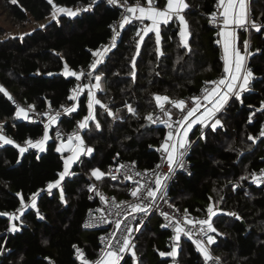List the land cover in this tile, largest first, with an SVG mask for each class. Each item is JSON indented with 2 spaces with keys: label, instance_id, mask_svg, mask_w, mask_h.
I'll use <instances>...</instances> for the list:
<instances>
[{
  "label": "trees",
  "instance_id": "16d2710c",
  "mask_svg": "<svg viewBox=\"0 0 264 264\" xmlns=\"http://www.w3.org/2000/svg\"><path fill=\"white\" fill-rule=\"evenodd\" d=\"M127 3L143 0H124ZM79 2L92 5V11L76 16L62 15L24 36H8L0 24V82L21 102L36 109L47 105L61 107L73 103L70 86L76 77L62 74L65 65L79 72L93 58L94 52L112 36V24L119 19L120 7L105 0H0V18L11 28H24L32 19L42 21L54 10L53 5L75 7ZM185 19L190 38L188 47L181 42L180 27L174 21L163 25L160 44L148 33L136 55L135 33L140 23L134 21L122 30L104 61L97 65L88 81L104 74L105 88L98 93L102 105L95 108V120L84 129V139L93 149L62 180L59 188L48 192L63 172L65 154L57 152L56 129L72 128L74 119L88 114L82 96L74 119L62 118L52 130L45 151L29 150L21 154L12 144L0 146V213L11 214L21 208L34 193L36 209L29 205L15 220L0 215V264H77L75 246H81L94 258L100 249L103 230H86L82 223L94 205L88 189L95 181L117 197H125L127 184L107 176L96 180L94 169L107 173L114 155L137 161L140 167L152 168L159 160L156 147L165 138L164 126H146V117L156 110L154 97L167 96L173 101L198 93L222 75L221 48L207 15L216 0H186ZM163 7L166 0H155ZM255 21L264 23V0H250ZM132 38V44L128 40ZM246 33L242 32V50ZM248 62L252 68L251 88L239 99L231 98L218 119L215 130L208 127L203 136L199 128L190 133L192 143L187 159L191 173H178L168 188L173 205L196 217H205L210 204L219 210L212 217L217 232L210 244L213 254L225 264H264V185L253 183V173L264 168V139L259 136L264 119V37L262 29L250 33ZM135 58V69L132 60ZM116 72L113 73V69ZM135 72L133 77L132 72ZM127 105L135 110L128 111ZM112 113L111 115L109 114ZM0 120H9L15 139L25 142L44 135L45 125L16 118L15 108L0 92ZM99 123V128L95 125ZM253 137L254 139H249ZM247 179H241V177ZM19 194V195H18ZM211 198V199H209ZM42 215L44 219H40ZM170 233L157 215L145 223L136 239L137 264H170ZM163 252L166 255L161 256ZM179 264H205L196 246L183 239L178 250ZM120 264H135L131 255Z\"/></svg>",
  "mask_w": 264,
  "mask_h": 264
},
{
  "label": "snow or ice",
  "instance_id": "6c2138e0",
  "mask_svg": "<svg viewBox=\"0 0 264 264\" xmlns=\"http://www.w3.org/2000/svg\"><path fill=\"white\" fill-rule=\"evenodd\" d=\"M53 0H49V3L51 4ZM110 4H117L118 0H108ZM147 7L141 6L139 3L136 4V6L133 7H127L126 11L128 13H131V16L125 15L122 17V20L120 22V28L123 29V27L126 24L132 23L133 20L140 21L143 23L145 20L150 21L151 23L149 25H145L144 27L140 28L138 31H136L135 35L136 37H139V40L136 41V55H139L140 45L143 43L144 37L148 35V33L152 32L155 34L156 43L157 45L160 44V25L161 24H168L170 20L175 17V19L179 22L181 25L180 29V37L181 42L183 43L184 47L187 48V37L190 35V33L187 31L188 25L185 20L184 15L182 13L185 9L189 7L186 0H166V7L161 10L154 5V0H146ZM54 11H53V18H56L57 13H63L68 16L74 17L78 14V11H72L70 9H65L62 7H57L53 5ZM217 9L221 10L219 13L220 17V25H218L221 30L218 32V35L222 37L223 40V52L224 55L222 59L224 60V75L221 79L218 81H209L206 82L207 84L214 85V87H205L202 90V95L200 97H192L191 99V106H189L185 101L179 100V101H173L167 96H159L156 95L154 97L157 107L160 109V111L168 117L167 120H160L159 117L156 119L153 118V115L149 114L146 119L152 123L160 122L163 123L168 129L169 132L167 134V138L164 141V143L161 146V149H158V151H162L165 153V156H162V161L166 162L168 165V174L165 175H157L152 181V183L155 184V188L151 187H145L144 184H141L139 181L136 182L137 186L131 191V196L136 198L137 201H143L147 200L148 203H140L137 202L134 206L131 208V213H144L148 214L151 206L156 203L157 200V194L160 193V198H163L164 195H166V192H164L163 189V181L167 180L169 178V175L173 171V165L175 164L176 167L183 168V149L186 148V145L189 143L187 140L188 133L193 127L194 124H201L203 127H209L213 130L217 127V125H221V121L217 118H215L216 113L223 107V105L227 102L229 95H234L237 99H239L240 93L245 90L249 83V77L252 75L251 72H247L242 76V69L244 66L245 56L248 54V48L249 44L247 41L243 43L244 48V54L240 52V49L236 46V36H235V28L233 27L232 30H229L231 26L235 27H243L245 25L250 24L251 27L255 28L256 31H260L261 26L257 25L254 21H248L246 18L245 13V0H217ZM87 10V9H85ZM211 22L213 24L217 23V14L213 13L211 17ZM113 31L116 33V35H119V32H117L116 28H113ZM217 43H220L218 40ZM115 46V36L113 37V44L112 47ZM109 51L108 48H104L102 52L98 51L95 53L97 57H99L97 60H95L92 65L90 66L93 71H95L98 64L102 63L103 61V55ZM132 67L135 69V58L132 60ZM64 75L66 76H74L77 80H79L84 74L80 73L79 75L76 72L69 71L67 65H65ZM91 75V73L89 74ZM133 77L135 76V72H132ZM96 83L92 85L88 90V114L84 117L83 121H81L78 125V129H85L88 127V123L90 120H95V114L93 111L94 105H101V107H104L107 110L106 105H102L101 101L99 99H96L95 94L92 91V87L100 89V80L101 76L96 75L94 77ZM79 90H74V92L78 93ZM0 92H3L6 96H8L9 99H12L10 94L7 93L5 89H3L2 86H0ZM70 100H75L76 95H72L69 97ZM165 103L171 104L172 107L177 108L180 110L181 113H183L182 118L177 119L175 121H172V115L171 111L165 109ZM212 105L211 107H208V105ZM31 107V106H30ZM128 111L133 113L135 115V110L131 107V105H127ZM203 108V111L201 109ZM186 110V111H185ZM264 110V109H262ZM76 111V107H69L65 109V112L72 113ZM199 113V115H197ZM111 115L112 113L109 112ZM60 115V113H56L55 116H49V124H53L57 122V117ZM17 117H22L23 119L27 120L29 119L28 112L23 109L19 108L16 112ZM195 117V119H192ZM175 125V127H174ZM97 128H99V123L97 122L95 125ZM48 125H45V133L41 140L33 142L32 140L26 141V144L37 148L39 151L43 152L45 151V142L50 139L47 131ZM0 130H2V125H0ZM201 135L203 136V132L201 131ZM260 136L264 137V129L261 130ZM57 137L59 138V133H57ZM249 139H254L253 137H249ZM73 140H76L79 142L78 147H73ZM0 141H3V143L6 144H14L15 142L11 139H8L4 137L3 135H0ZM84 141L82 137L79 135V132H74L71 136L68 137L67 143L65 144L63 141H61L60 147L56 148L57 152H62L63 150L67 149L69 152H72L73 154L65 159V165L63 172L59 173V179L55 183H50L48 185V191L51 192L53 188H59L60 194H61V200H63V189L60 188V182L64 179V176L69 174V165L74 162L76 159L79 158V155L81 154V151H83V154H91L93 149L91 148H81L80 146H83ZM21 154L26 151L25 148L20 147L19 145H16ZM134 167V166H133ZM161 167V165H157V168ZM127 169L128 166L126 165H119L114 172L118 173L120 169ZM113 170H110L108 173L101 172L99 169H94L92 171V176L95 177L97 180L102 179L105 175L110 176L112 180H115L117 177L114 174ZM264 172V170H262ZM135 175L139 176L140 173L136 172ZM253 175V183L260 184L264 183V176H256L254 173ZM124 177L127 180H132L133 174L131 171H126L124 173ZM241 179H247V177H241ZM90 190L95 191V186H93ZM19 195V194H18ZM39 195V193H34L31 196V208L36 209L37 213L39 215L37 205H36V198ZM98 195H100L98 193ZM101 201L107 202L105 200V197L103 195H100ZM211 199V198H209ZM25 205L23 203V197L21 196V208L18 210L22 214L23 209ZM121 205L117 204L116 208H120ZM178 211V210H177ZM218 211H222L216 208L215 205L210 204L206 209L207 218L200 221H193L188 218L187 210H185V216L183 218V222L187 224H192L195 226V224H199L201 227L197 230L195 235L203 234L204 237L207 239L208 244H212L215 242V238L211 235H208V233L217 232V229L213 226L212 223V217L217 215ZM228 215L235 216L237 219H240L239 216H237L236 213H227ZM0 215H8L10 219H18L17 216L14 214H7V213H0ZM164 218L166 220H171L167 213H164ZM40 219H44L42 215L39 216ZM104 220V222L107 223H114V231L110 234V238L108 242L106 243V246L104 249H101L100 256L97 259V261L93 262V264H120V261L123 260L124 253H130L131 258L133 261H135L136 253L134 251L135 246L131 244V233L133 229L125 225L124 226V232L121 234V239L116 241L117 247H114L111 240L115 238L116 232H119L121 229V225L123 224L122 220H116V221H109L106 218H101ZM128 216H124V220H127ZM133 219L135 217L133 216ZM95 223V222H93ZM181 221H175L173 224L169 225H163L164 227H173L176 235L174 237L175 241H179L180 234L183 233L185 236H187L189 239L193 240V243L196 245L197 250L201 252L204 256L205 260L212 259L208 249L204 246V240L203 239H193V232L191 230L185 231L183 227L180 226ZM206 226V227H205ZM85 227H89V225H85ZM11 231H16L17 228L15 225L12 226L10 229ZM139 230L138 228L136 229ZM104 237H101V241H104ZM78 255L79 258L82 260L83 264H88L87 261L84 260V254L80 252L78 249ZM2 254V253H0ZM176 254V247H173L172 252L168 253L167 255L175 256ZM161 256L166 255L165 253L161 252Z\"/></svg>",
  "mask_w": 264,
  "mask_h": 264
},
{
  "label": "built area",
  "instance_id": "2783aa9c",
  "mask_svg": "<svg viewBox=\"0 0 264 264\" xmlns=\"http://www.w3.org/2000/svg\"><path fill=\"white\" fill-rule=\"evenodd\" d=\"M107 2V4H110L108 2V0H105ZM141 4L143 3V1H135L133 3H127L124 0H118L117 5L120 7V16L119 19L114 22L112 24V36L109 38L108 42L101 45L97 50L102 52V50L104 48H110L111 47V43L113 42V37H116V33L113 31V28H116L117 32H119V25L120 22L122 20V17L126 15V8L129 7L130 4ZM154 5L156 6L155 0H154ZM76 9L79 10V12H90L92 11V5L91 4H86L84 2H79L76 6ZM87 9V10H85ZM221 10L217 9V6L214 7V10L207 15V19H208V23L210 25L211 28H213V30L215 31V33L219 32L221 30V28L218 26L220 25L221 21H220V17H219V13ZM216 13L217 14V23L213 24L211 22V17L212 14ZM248 21H254L257 25L261 26L262 29V35L264 37V23L262 21H255L252 14L249 13L248 15ZM142 26H140L141 28ZM260 29V30H261ZM238 30L241 32H245L247 35V39L250 42V33L252 30H255V28L251 27L250 24L245 25L243 27H238ZM129 44H132V38H130L128 40ZM94 52L93 58L91 59V61L84 67H82L80 69V71L78 72L83 73L84 75L79 79H75L74 83L70 86V91L71 93L74 92V90H77L78 87L83 86L89 79V77L91 75H89L90 73H93L92 68L90 67L92 65V63L97 60L99 57H97L95 55V53H97L98 51ZM248 58L249 56H247L246 61H245V65H244V70L245 72H251L252 74V68L249 65L248 62ZM99 65V64H98ZM113 73L116 72V68L113 69L112 71ZM219 79H221L220 77L215 78L211 81H218ZM0 86L3 87V89H5L7 91L8 94H10V96L12 97V99H9L8 96V100L10 101L11 105L15 108V111L17 112L19 108H23L28 112L29 115V119L25 120L22 117H17L16 118L18 120L21 121H25L28 123H38V124H42V125H50L49 124V116H55L56 113H60V115L57 117V122L62 119V118H67V119H74V115L76 114V111L72 112V113H67L65 112V109L69 108V107H73L74 103H68V104H64L61 107H53L51 105H47L46 107L42 108V109H36L34 108L32 105L30 104H26L21 102L12 92L8 91L6 89V87L3 85V83L0 82ZM205 87H214V85H210L207 84L205 85L203 88H201V90L193 95H189L185 98H183L182 100L185 101L189 106H191V99L192 97H200L202 95V90ZM250 88H251V84H250ZM234 95H231V98H234ZM230 98V99H231ZM228 103V102H227ZM224 105V107L220 110V112L218 113V116L220 115V113L225 109V107L227 106ZM31 106V107H30ZM165 109L170 110L171 111V115H172V121H175L177 119L182 118L183 113L180 112L179 109L172 107L171 104L165 103ZM186 111V110H185ZM153 115V118L156 119L157 117H159L160 120H167L168 117L165 116L160 109L157 107L156 105V110L151 114ZM82 120H78V119H74V123L72 128H70L69 130L64 129V128H60L59 130L55 131L53 134L54 139H56L58 142L63 141L64 143L67 142V139L69 136H71L74 132H79V135L81 137H84V129H78V125ZM155 126H164L166 129V135L165 138L160 142V144L156 147L157 151L158 149H161L162 144L164 143V141L167 138V134L169 132V129L160 122H156L153 123ZM0 125H2V130H0V133L10 137L12 140H15L17 145H19L20 147L25 148L27 146L26 141L25 142H19L15 139V135L14 132H12L11 129L8 128V126L4 125L1 120H0ZM175 127V125H174ZM210 127V125H209ZM208 127H203L201 126L199 128V136L201 135V131L205 132V130ZM264 129V119L261 123V130ZM260 130V132H261ZM57 133H59V138L57 137ZM260 136V133H259ZM261 137V136H260ZM264 139V137H261ZM30 140H35V139H30ZM188 144L186 145V148L181 150L183 151V163H184V167L183 168H179L176 167V165H173V171L172 173L169 175V178L165 181H163V191L166 192V195L163 196V198H160V193L157 194V200L156 203L153 204L149 210L148 214H144V213H131V208L132 206H134L137 202L140 203H148L147 200H143V201H137L136 198L131 196V191L137 186L136 182L139 181L141 184H144L145 187H151V188H155V184L152 183V181H154L155 177L157 175H165L168 174V165L166 162L162 161V156H165L166 154L163 153L162 151H158L159 154V160L158 162L152 167V168H143L140 167L139 164L137 163V161H131V160H125V159H121L119 157V155H114L113 157V163L109 166V169L107 171V173L110 170H114L119 167V165L123 164L128 166L127 169H120V171L118 173L114 174L116 175V179L112 180L110 176H107L111 181H115V182H125L127 184V189H126V196L125 197H117L114 194H111L110 192L104 190L98 183H96L95 181H93L88 189V196L89 199L94 203V205L88 210L82 226L84 229L86 230H103V234L101 235V237H104V241H101V237H100V249L98 251V254L96 257L92 258L90 257L85 249L81 246H75V252H74V258L77 262V264H83L82 260L79 258L78 255V249L80 250V252H82L84 254V260L88 262V264H93V262L97 261V259L100 256V252L101 249H104L106 246V243L108 242L109 238H110V234L113 233L114 231V223H107L104 222V220H102L101 218H106L109 221H116V220H122L123 224L121 225V229L119 232H116L115 234V238L111 240L112 244L114 247H117L116 241L121 239V234L124 232V226L128 225L130 226L133 231L131 233V244H133L134 246H136V239L138 234L140 233L141 229L143 228V226L145 225V223L148 221V219L152 216V215H157L159 217V219L162 222V225H169V224H173L175 223V221H181L180 226L184 228L185 231H189L191 230L193 232V239H203L204 240V246L208 249L212 259L210 260H205L203 254L201 253V255L203 256L204 259V263L205 264H225L218 256H216L215 254H213L211 252L210 249V244L207 243V239L206 237L203 236V234H199V235H195V233L197 232V230L199 229V227H201L199 224H195V226H193L192 224H187L183 222V218L185 216V212L181 211L178 207H176L175 205H173L170 197L168 196V188L170 186V184L172 183V181L175 179L176 175L178 173H185V174H190L191 173V164L187 159L189 150L191 148L192 143L190 142V140L188 139ZM87 155H84L83 157H86ZM157 165H161V167L157 168ZM134 166V167H133ZM263 169L257 171L255 173L256 176H264ZM126 171H131V173L133 174V178L132 180H127L124 177V173ZM140 173L141 175L137 176L134 173ZM258 185H264V183H260ZM93 186H95V191L90 190ZM49 192V191H48ZM50 193V192H49ZM98 193L100 195H103L105 197V200L107 202L101 201L100 199V195H98ZM31 198V197H30ZM28 198L24 205V209L26 207H28L29 205H31V199ZM120 204L121 207L120 208H116V205ZM218 209V208H217ZM178 210V211H177ZM19 212V211H18ZM18 212H14L15 214H18ZM164 213H167L168 216L170 218H172L171 220H166L164 218ZM127 215L128 219L124 220V216ZM188 218L193 220V221H200V220H204L207 218V216L205 217H196V216H191L189 214ZM133 216L135 217V219H133ZM95 222V223H93ZM89 225V227H85V225ZM206 227V226H205ZM139 229L138 231L136 229ZM169 233H170V245L171 248L173 249V247L175 246L177 250H179L182 240H188L190 242L193 243L192 239H189L187 236H185L183 233L180 234V239L179 241H175L174 237L176 235V232L174 230L173 227L169 226V227H165ZM208 235L212 236V232L208 233ZM194 244V243H193ZM195 245V244H194ZM196 246V245H195ZM197 248V247H196ZM135 251V248H134ZM123 257L125 258L126 256L130 255V253H124L122 254ZM123 258V259H124ZM135 261H138V257L137 255L135 256ZM174 264H179V259L177 257L174 258L173 260Z\"/></svg>",
  "mask_w": 264,
  "mask_h": 264
},
{
  "label": "crops",
  "instance_id": "0c3cea01",
  "mask_svg": "<svg viewBox=\"0 0 264 264\" xmlns=\"http://www.w3.org/2000/svg\"><path fill=\"white\" fill-rule=\"evenodd\" d=\"M141 6H144V7H147V3H146V0H143V3H141L140 4ZM55 6H57V7H62V8H65V9H70V10H72V11H77V9H76V7H64V6H58V5H55ZM133 6H136V4H130L129 5V7H133ZM215 6H217V0H216V2H215ZM155 7H157V6H155ZM166 7V3H165V5L163 6V7H157V8H159V9H161V10H163L164 8ZM54 11V10H53ZM78 13H79V11H78ZM245 13H246V18L248 19V15H249V13H251V11H250V0H245ZM53 12L47 17V18H45L44 20H42V21H36V20H31L29 23H28V25H27V27H25V28H22V29H20V30H15V32L16 33H12L11 35L9 34L10 32L8 31V36H24V35H26V34H29V33H31L34 29H36V28H38V27H43L46 23H48V22H50L51 20H56V19H58L60 16H62V15H65V16H68V15H66V14H63V13H57V15H56V18L54 19L53 18ZM185 14H186V9L184 10V12L182 13V15H184V17H185ZM126 15H128V16H131L132 14L131 13H128L127 11H126ZM71 17V16H70ZM186 20V19H185ZM135 20H133L132 22H134ZM170 21H174L177 25H179V27H180V29H181V25L179 24V22L175 19V17H173V19L172 20H170ZM169 21V22H170ZM137 22H139L140 23V26H142V27H144L145 25H149L151 22L150 21H147V20H145L143 23H141L140 21H137ZM126 25H128V24H126ZM125 25V26H126ZM163 25H165V24H161L160 25V30H161V27L163 26ZM124 26V27H125ZM123 27V28H124ZM141 27V28H142ZM235 28V36H236V46L240 49V52L242 53V54H244V50H242L241 48H240V46H239V41H240V37H241V35H242V32L241 31H239L238 30V27H235V26H231L230 28H229V30H232V28ZM120 30H122L121 28H120ZM187 31L189 32V30H188V28H187ZM151 33V32H150ZM244 33V32H243ZM215 35H216V37H217V41L219 40L220 41V43H219V45H220V48H221V56L223 57V55H224V52H223V40H222V37H220L219 35H218V32L217 33H215ZM116 38H117V35H116V37H115V44H116ZM139 38V37H138ZM189 38H190V35L187 37V44H188V42H189ZM139 40V39H138ZM245 41H247L248 42V44H249V48H250V46H251V40H250V42H249V40L247 39V35H246V39H245ZM112 44H113V42L110 44L111 45V47L109 48V51L111 50V48H112ZM248 48V54L245 56V61H246V58H247V56H249V49ZM98 51V50H97ZM108 51V52H109ZM108 52L107 53H105L104 55H103V61H104V59H105V57L107 56V54H108ZM102 61V62H103ZM222 61H223V73H222V75L220 76V78H222L224 75H226L225 73H224V60L222 59ZM245 61H244V65H245ZM69 69V68H68ZM64 70H65V68L63 69V71H62V74L64 75ZM69 71H71L70 69H69ZM78 75H79V73L78 72H76ZM247 72H245V70H244V66H243V69H242V76L244 75V74H246ZM96 75H100L101 76V80H100V89H104L105 88V80H104V74H96ZM95 75V76H96ZM66 76V75H65ZM94 76V77H95ZM67 77H74V76H67ZM251 79H252V75L249 77V83H248V85H247V87L245 88V90L243 91V92H245V91H248V90H250V84H251ZM96 83V81H95V79L93 78V80H91V81H87L83 86H80V87H78L77 88V90H79L78 91V93L77 92H73L72 93V95H76V99L73 101V103H74V106L76 107V111H78V108H79V101H80V98L82 97V96H85L86 97V100H87V97H88V90H89V88L92 86V85H94ZM102 90H99V89H96V88H94V87H92V91H93V93L95 94V97H96V99H99V97H98V93L100 92V91H102ZM243 92H241L240 93V95L243 93ZM231 95L232 94H230L229 95V98H228V100H227V102L230 100V98H231ZM100 100V99H99ZM226 102V103H227ZM87 103H88V100H87ZM226 103L224 104V105H226ZM224 105H223V107H224ZM98 105H94V108H93V111H94V113H95V108L97 107ZM212 105H208V107H211ZM222 107V108H223ZM221 108V109H222ZM220 109V110H221ZM220 110L216 113V116H215V118H217L218 119V113L220 112ZM201 111H203V108L201 109ZM197 115H199V113H197ZM87 116V115H86ZM83 119H84V117H83ZM83 119H81L82 121H83ZM192 119H195V117H193ZM1 122L4 124V125H6V126H8V128L9 129H11L12 130V132H14V135H15V128H14V125L9 121V120H1ZM57 124H58V122H56V123H53V124H50V125H48V128H47V131H48V135H49V137H50V139L52 138V130L54 129V127H56L57 126ZM201 127L202 125L201 124H199V123H197V124H194L193 125V127L191 128V130L189 131V133H188V137H187V140L189 139V136H190V133L192 132V130L195 128V127ZM60 129V128H59ZM59 129H56L55 131H57V130H59ZM54 131V132H55ZM0 135H3V134H1L0 133ZM4 137H6V138H8V139H11L10 137H8V136H5V135H3ZM44 136V135H43ZM43 136H41V137H39V138H36L35 140H33V142H35V141H38V140H41L42 138H43ZM49 139V140H50ZM82 139H83V141H84V144H83V146H80L82 149L83 148H90L88 145H87V143H86V141H85V139H84V137H82ZM12 140V139H11ZM29 140V139H28ZM27 140V141H28ZM49 140L48 141H46L45 142V148H46V145H47V143L49 142ZM15 143L14 144H12V145H14V146H16L17 145V143H16V141L15 140H13ZM67 143V142H66ZM65 143V144H66ZM4 145H7L6 143H3V141H0V146H4ZM79 146V142L78 141H76V140H73V147H78ZM17 147V146H16ZM18 148V147H17ZM25 149H26V151H24L23 153H25V152H28L29 150H33V151H35V152H37V153H41V151H39L37 148H33V147H31V146H29V145H27L26 147H25ZM22 153V154H23ZM60 153H63V154H65V159L66 158H68V157H70L73 153L72 152H69L67 149H65V150H63L62 152H60ZM84 155H86V154H83V151H81V154L79 155V158L78 159H76L74 162H72L70 165H69V174H67V175H65L66 177L67 176H69V175H71L73 172H72V170H73V167H74V165L76 164V163H78L79 161H80V159L84 156ZM89 154H87V156H88ZM263 174H264V172H263ZM106 176V175H105ZM95 178V177H94ZM96 179V178H95ZM97 180V179H96ZM62 185V184H61ZM54 189V188H53ZM52 189V190H53ZM37 199V198H36ZM217 208V207H216ZM219 209V208H218ZM20 212V211H19ZM19 212H18V214H15V213H11V214H14L15 216H19ZM15 220L16 219H11V227L13 226V225H15ZM16 226V225H15ZM173 250V249H172ZM172 250H171V252H172ZM177 255H178V250L176 249V254H175V256H171L172 257V262L170 263V264H174V262H173V260H174V258L175 257H177ZM135 264H137V261H135Z\"/></svg>",
  "mask_w": 264,
  "mask_h": 264
},
{
  "label": "rangeland",
  "instance_id": "374dc122",
  "mask_svg": "<svg viewBox=\"0 0 264 264\" xmlns=\"http://www.w3.org/2000/svg\"><path fill=\"white\" fill-rule=\"evenodd\" d=\"M0 24L1 25H3L6 29H7V32L9 31L10 33V35L12 34V33H16L15 32V30H20V29H13V28H11L9 25H7L1 18H0ZM28 25V24H27ZM27 25L25 26V27H27ZM24 27V28H25ZM22 29V28H21ZM60 145H61V142H58V145H57V148L58 147H60ZM62 184V181L60 182V188H61V185Z\"/></svg>",
  "mask_w": 264,
  "mask_h": 264
},
{
  "label": "water",
  "instance_id": "95a60500",
  "mask_svg": "<svg viewBox=\"0 0 264 264\" xmlns=\"http://www.w3.org/2000/svg\"><path fill=\"white\" fill-rule=\"evenodd\" d=\"M146 126H153V123L148 121V123L146 124ZM227 211H222V214H227Z\"/></svg>",
  "mask_w": 264,
  "mask_h": 264
}]
</instances>
